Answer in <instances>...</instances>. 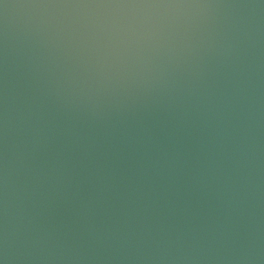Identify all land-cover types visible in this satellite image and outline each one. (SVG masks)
<instances>
[{"label": "water", "instance_id": "water-1", "mask_svg": "<svg viewBox=\"0 0 264 264\" xmlns=\"http://www.w3.org/2000/svg\"><path fill=\"white\" fill-rule=\"evenodd\" d=\"M0 264H264V0H0Z\"/></svg>", "mask_w": 264, "mask_h": 264}]
</instances>
